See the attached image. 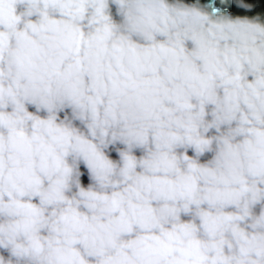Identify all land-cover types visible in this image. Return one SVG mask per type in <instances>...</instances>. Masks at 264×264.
I'll list each match as a JSON object with an SVG mask.
<instances>
[{"label": "clouds", "instance_id": "9594fccd", "mask_svg": "<svg viewBox=\"0 0 264 264\" xmlns=\"http://www.w3.org/2000/svg\"><path fill=\"white\" fill-rule=\"evenodd\" d=\"M255 8L0 0V264H264Z\"/></svg>", "mask_w": 264, "mask_h": 264}, {"label": "trees", "instance_id": "16d2710c", "mask_svg": "<svg viewBox=\"0 0 264 264\" xmlns=\"http://www.w3.org/2000/svg\"><path fill=\"white\" fill-rule=\"evenodd\" d=\"M248 2L256 4L254 11L264 12V0H248Z\"/></svg>", "mask_w": 264, "mask_h": 264}]
</instances>
